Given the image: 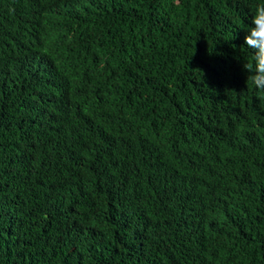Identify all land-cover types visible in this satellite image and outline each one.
Wrapping results in <instances>:
<instances>
[{
  "label": "trees",
  "instance_id": "1",
  "mask_svg": "<svg viewBox=\"0 0 264 264\" xmlns=\"http://www.w3.org/2000/svg\"><path fill=\"white\" fill-rule=\"evenodd\" d=\"M262 0H0V264H264Z\"/></svg>",
  "mask_w": 264,
  "mask_h": 264
},
{
  "label": "clouds",
  "instance_id": "2",
  "mask_svg": "<svg viewBox=\"0 0 264 264\" xmlns=\"http://www.w3.org/2000/svg\"><path fill=\"white\" fill-rule=\"evenodd\" d=\"M246 34L243 37V46L251 55V64L246 66L251 72V85L264 91V0L255 7Z\"/></svg>",
  "mask_w": 264,
  "mask_h": 264
}]
</instances>
